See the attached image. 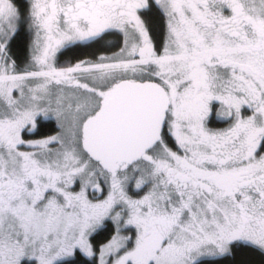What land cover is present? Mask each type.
Wrapping results in <instances>:
<instances>
[{
    "label": "snow or ice",
    "instance_id": "6c2138e0",
    "mask_svg": "<svg viewBox=\"0 0 264 264\" xmlns=\"http://www.w3.org/2000/svg\"><path fill=\"white\" fill-rule=\"evenodd\" d=\"M0 264H264V0H0Z\"/></svg>",
    "mask_w": 264,
    "mask_h": 264
}]
</instances>
